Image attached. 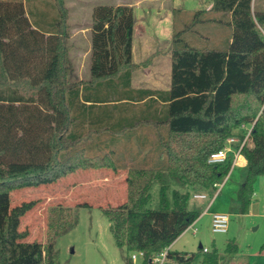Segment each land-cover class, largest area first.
I'll list each match as a JSON object with an SVG mask.
<instances>
[{"label":"trees","instance_id":"16d2710c","mask_svg":"<svg viewBox=\"0 0 264 264\" xmlns=\"http://www.w3.org/2000/svg\"><path fill=\"white\" fill-rule=\"evenodd\" d=\"M211 2L209 8L194 9L171 34L170 87L135 90V100L144 99L147 112L123 128L153 124L154 155L116 163L114 150L97 141L98 129L90 125L98 122V105L128 98L137 67L131 59L132 6L92 7L89 78L70 81L72 44L64 0H25L24 6L22 0H0V264H60L56 239L77 224L75 209L53 207L45 242L25 240L20 220L36 200L11 206L13 191L97 168L126 169L125 200L102 208L118 248L139 245L137 233L129 242V219L149 211L152 185L160 183L156 211L170 213L171 231L144 242L147 261L198 217V210L188 208L190 190H211L232 165L231 154L222 163H208V157L230 136L241 141V127L249 124L252 145L240 148L246 164L236 192L238 212L247 213L253 184L264 176V11L254 0ZM199 26L214 28L218 40ZM95 147L109 149L98 153ZM170 182L179 189L172 188L169 197ZM200 251L197 261L193 252L172 249L167 258L176 264H223L216 248ZM225 251H237L233 239ZM125 264L132 262L126 258Z\"/></svg>","mask_w":264,"mask_h":264},{"label":"rangeland","instance_id":"374dc122","mask_svg":"<svg viewBox=\"0 0 264 264\" xmlns=\"http://www.w3.org/2000/svg\"><path fill=\"white\" fill-rule=\"evenodd\" d=\"M115 2L116 0H64V5L67 8V23L70 32L73 34L70 38L72 44L69 52L70 66L81 68L82 74L86 72V61L89 66V57L86 59L85 55L87 49L86 39L88 33H90L87 28L90 25L91 8L98 4H115ZM161 2V6L158 7L160 12H158V8H155L149 14L142 13L140 20H142V29L145 32L153 33L159 42L167 40L170 43L172 32L183 26L187 15L189 16L196 8H206L208 0H162ZM254 5L257 10L264 11V0H254ZM36 7L41 8V5ZM199 30H203L204 33L213 31L212 35L215 40H218L214 28L199 26ZM68 78L70 81H79L78 77L69 76ZM86 79L87 76L82 77V80ZM121 110H115L112 105H107L101 106L99 112L103 115H114L115 113L122 114ZM145 112H147L146 108L139 110L135 115L126 117L124 122L121 123L124 124L126 119L137 120L138 116H140L138 119H142L141 116H144ZM147 127L142 123V128L149 129ZM133 128L128 129L134 130ZM128 129L123 133L126 136H111L114 140L107 142V146L115 152L112 154L115 162L126 163L132 160V163H135V161H138L140 158L127 157L126 151L133 144L140 152L146 155H154L155 142L146 141L142 143L135 141V143H129L127 134H130L131 130ZM241 129L244 130L245 128L241 127ZM93 143L96 144V141ZM247 143H249V140ZM109 148L100 151V147H95L92 151L100 153L107 151ZM147 160H151V158ZM158 164H161V162L158 161ZM243 176L244 169L232 167L221 192L213 198L212 189L201 190L195 188L190 190V202L188 200V203H201L203 210L204 206L210 203L206 210L208 213H228V228L224 233L212 232L210 217L208 214H201L199 220L194 224L197 232L192 233L190 228L186 229L173 241V250L193 252L194 260L197 261L202 255L201 248H198L200 242L201 245L207 247L208 251L216 248L218 253L224 257L223 264H227L232 255L227 254L225 248L227 242L231 239L238 245L240 254L246 260L253 258L250 255L254 254L256 250L258 251L262 246L264 248V176L257 177L258 179L254 182L250 206L247 213L244 214L238 212L239 204L236 196ZM125 177L126 169L124 168L115 171L110 168L84 169L62 177L51 184L13 191L11 193V206L19 204L21 201L36 200L35 206L21 217L19 230L27 232L25 240H38L44 243L50 210L58 206L70 207L77 212V224L56 239L55 248L58 251L59 263L125 264L126 258L130 259L131 253L144 249V242L150 236H163L171 231V221L168 219L170 213L164 214L156 211L160 183L154 182L151 188V199L148 203L149 211L132 215L128 223L129 242L134 241L133 237L137 233L138 238L136 241H140L139 245L133 243L122 248L115 245L109 229L110 222L103 214L102 208L116 207L125 200ZM172 188L178 187L170 182L167 191L169 197ZM180 190L184 191L185 188H180ZM204 191L210 194L206 198L196 199L192 196L194 193ZM131 262L132 264H142L143 260L137 258ZM166 264L176 263L170 260Z\"/></svg>","mask_w":264,"mask_h":264},{"label":"crops","instance_id":"0c3cea01","mask_svg":"<svg viewBox=\"0 0 264 264\" xmlns=\"http://www.w3.org/2000/svg\"><path fill=\"white\" fill-rule=\"evenodd\" d=\"M5 1H8V0H5ZM161 1L162 0H116L115 2V4H129L133 8L134 26H133V34H132L131 59H132V62L137 65V67L134 70H132L131 75H130V89H128V93H127L128 98H123V99L119 98V100H114V102L100 104L98 105L99 107L95 110L97 114H94V115H97L99 119L95 125L94 124L90 125V128L96 127L98 129V132L96 133L97 141L105 143L110 140L113 141L114 136H126L123 133H125L126 129L128 128L124 129L123 127H125V125H128L130 121L134 122L135 119L134 120L126 119V122L124 124L121 122H124L126 117L135 115V113L139 112V110H143L146 108L144 99L135 100L136 98H134V96L137 95V91L135 90H141V89L167 90L170 87V71H171V57H170V51H169L170 43H168L167 40L159 42L157 40V37H155L153 33L151 34L149 32H145V30L142 29L143 28L142 20H140V17H141L140 15L142 13L149 14V12L161 6L162 4ZM24 2L25 0H22L23 6H24ZM158 12H160L159 8H158ZM90 23H91V17H90ZM89 30H90V25L87 28L88 32ZM72 35L73 34L71 33L70 38L72 37ZM86 43H87V49H86L85 58L87 59L89 57L90 33H88ZM145 59H149L147 64H143V61ZM69 76L78 77L79 80H82V77L87 76V79H88L89 78V66L87 65V61H86L85 74L81 73V68H77V67L73 68L72 66L70 69V73L68 74V77ZM88 103L89 102H86L87 105ZM107 105H112L113 108H115V110H118V111L122 109L121 110L122 114L115 113L114 115L113 114L103 115L102 113L99 112L100 107L101 106L104 107ZM88 120L89 119H86V122H85L86 127H87L86 123L88 122ZM142 123L134 126L133 128L134 130L128 129L129 131L131 130L130 131L131 133L127 134L128 136L127 140L129 143H135V141L142 142V143L146 141H149V142L157 141L158 138H157L156 127L153 124L146 122L144 124L147 125L149 129H145V128H142ZM248 126L249 124L245 125V127H248ZM136 127L138 128L136 129ZM111 136L113 137L111 138ZM251 145L252 143L249 139L248 146H251ZM126 152L128 155L127 157L129 158L145 157V153H142L140 152V150L136 149L134 144ZM123 156L125 157L126 155H123ZM245 164H246V159L242 154H240L239 156H237L235 163H232L231 168L234 167V168L244 169ZM228 174L223 178L221 188L223 187L224 182L226 178L228 177ZM221 188L218 193L221 192ZM196 199H202V198H196ZM189 202H190V199H189ZM209 206H210V203H207V205L204 206L205 208L203 207L204 208L203 210L201 203H195V202L191 204L188 203L189 209L195 208L196 210H198V212H200L198 217L195 219V222L199 220V218L201 217V214L202 215L208 214V216L210 217V214L212 212L208 213L206 211ZM182 233H180L179 236ZM172 243L169 245V249H172V245H173ZM202 247H205V246L201 245V247H198V248L202 249ZM262 247L259 248L258 251L256 250L254 252V254L256 255L249 254L250 256H253V258L246 260L240 254L239 247L237 245V251L234 254H232V256L228 259L227 264H264V248Z\"/></svg>","mask_w":264,"mask_h":264},{"label":"built area","instance_id":"2783aa9c","mask_svg":"<svg viewBox=\"0 0 264 264\" xmlns=\"http://www.w3.org/2000/svg\"><path fill=\"white\" fill-rule=\"evenodd\" d=\"M212 5L211 0H208V3L206 5V8H209ZM244 129V136L241 141L238 140L235 136H230L226 139L224 146L217 150L215 153H212L208 159V163H222L224 162L227 157L231 154L232 156V163H235L237 156L240 155V148L244 145H248L249 140V133L251 130V125L248 127H245V125L242 126ZM238 144V145H237ZM223 180V179H222ZM221 181H216L212 184V198L217 195L219 192L221 185ZM209 193L201 192V193H194L192 196L194 198H206L209 196ZM195 220H193L182 232H184L186 229L190 228L192 233L197 232V228L194 226ZM228 222H229V215L228 213L223 212H212L210 214V227L212 232L217 233H224L227 231L228 228ZM169 246L164 247L161 251L158 253L150 256L147 261H143L142 264H166L168 261L167 258V252H168ZM208 249L206 247H202V251L206 252ZM137 258L144 259V251L138 250L136 253H131L130 259L131 261H135Z\"/></svg>","mask_w":264,"mask_h":264},{"label":"water","instance_id":"95a60500","mask_svg":"<svg viewBox=\"0 0 264 264\" xmlns=\"http://www.w3.org/2000/svg\"><path fill=\"white\" fill-rule=\"evenodd\" d=\"M198 247H201V244L199 243Z\"/></svg>","mask_w":264,"mask_h":264}]
</instances>
